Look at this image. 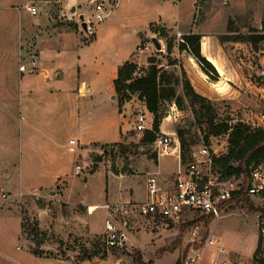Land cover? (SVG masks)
<instances>
[{
    "label": "rangeland",
    "instance_id": "obj_1",
    "mask_svg": "<svg viewBox=\"0 0 264 264\" xmlns=\"http://www.w3.org/2000/svg\"><path fill=\"white\" fill-rule=\"evenodd\" d=\"M0 1L5 6L4 9L13 14V26L17 27L18 8L26 0ZM100 1L87 0L79 6L86 5L90 27L95 29V26L103 22L117 25L127 21L125 9L128 0H121L119 9L106 2L105 14L110 10L113 15L99 22L96 19V4ZM64 2L66 1L34 0L33 3L39 8V14L50 13L59 18ZM154 4L158 13L168 15L169 24L175 32L185 29L192 22V0H183L181 3L178 0H155ZM196 6L195 24L198 28L204 27L209 31L226 33L231 18L244 32L246 25L261 27L264 20V0H197ZM21 12L26 13L25 10ZM79 16L76 18L81 24ZM26 17L29 20L33 18L29 13H26ZM8 24L9 22L7 26ZM82 30L87 36V32ZM174 34L170 32L169 37L164 38L165 56L169 39H176ZM128 37L126 36L125 45L122 43L118 52L104 62L128 57V47L133 45L132 38ZM92 39L94 34H90L86 41ZM219 40L215 37L212 45L220 49ZM225 46L228 53L220 50L219 62H239L243 71L251 74L252 83L236 86L239 95L236 103L232 104L229 100L216 103L219 120H231L233 123L242 120L264 126V120L261 119V114L264 113V79L261 76L264 74V52L262 55L255 53L245 44L228 43ZM155 54L156 51L152 48L146 55H134V59L141 66H146L148 58ZM171 58L178 59L176 48ZM93 62L98 60L94 59ZM164 63L168 64L167 57L164 58ZM166 67L176 72L180 69V66ZM12 69L7 62H0V264H40V259L35 260L32 251L36 245L28 236L33 228L45 234L41 248L45 254L69 258L75 264L85 260L87 254H93L92 258L101 257L106 253L101 249L99 256L95 251L98 250L97 245L100 246L105 232V219L109 216L101 206L121 199L146 201L147 178L150 173L159 171L162 180L171 185L176 180L177 154L173 152V148L164 152L155 144L140 145L142 133L135 130L137 115L145 112L151 128L153 116L145 107V102L136 95L120 108L118 98L113 99V95L105 90L110 78L105 70L93 80L92 84L96 87L93 95L85 96L80 102L76 101L80 115H76L74 101L67 100L68 94L59 92L56 102H59L60 109L51 115V122L46 124L42 120L46 119L45 113L40 112L37 99H32L33 115L29 116V123L27 122L28 114L24 112L27 98L23 79L12 72ZM10 109L13 110L14 121L6 123L5 120L9 117L6 111ZM163 109L167 116L162 128L170 134L161 133L160 137L172 136L175 148L179 146L177 126L188 128L196 121L190 108L181 110L175 103H167ZM121 112L125 132H122L118 143L93 144L89 148L84 146L86 134L97 135L105 130L106 139H118L122 124ZM47 121L50 120L47 118ZM194 130H197L200 137L199 144L206 142L217 156L228 151V135H211L207 140L206 125L194 126ZM72 138L76 144L69 142ZM77 165L83 167L79 174H76ZM257 167L264 171V163ZM248 197V203L230 202L220 218H202L205 225L202 236L208 229L215 228V236L227 247L228 259L233 264H255L260 238L262 246L258 258L264 259V196L248 194ZM88 204L97 206L89 208ZM134 224L131 223L132 226ZM193 226L189 217L175 223L147 218L130 228L128 243L139 248L137 250L142 253L145 261H153V264H176L178 260L184 261L191 251ZM179 242L176 248L164 254L161 251L163 248H173ZM133 248L120 253L119 256L124 258L123 264H137ZM210 258L211 251L208 250L206 261Z\"/></svg>",
    "mask_w": 264,
    "mask_h": 264
},
{
    "label": "crops",
    "instance_id": "obj_2",
    "mask_svg": "<svg viewBox=\"0 0 264 264\" xmlns=\"http://www.w3.org/2000/svg\"><path fill=\"white\" fill-rule=\"evenodd\" d=\"M27 1L34 2V0H26V2ZM84 1L87 0H69L62 3V10L60 11L59 18H55L50 13L34 16L29 11L25 10L26 13H29L33 17L29 20L26 17V13L19 11V16H17V27L15 28L13 26V14L7 12L6 9H4L5 6L1 5L0 1V11L2 10L0 12V62H7L8 66L13 68L12 72L17 73L18 76L23 79L25 97L27 98V107L24 112L28 114V117H26L28 123L29 116L33 115L31 113L34 107V101H32V99L38 100L40 112H43V114L45 113L44 115L46 117V119L44 118L42 120L46 124H49L51 122V115H53L56 110L60 109L59 102H56L59 92L67 93V100H73V105L74 103L76 104V101L80 102L85 96L89 97L96 91V87L92 83L96 78L95 76H98V73L101 74L102 70H105L110 77L108 82L109 86L107 89H104L109 91V94L113 95V99L117 100L116 95L114 97V93L112 92L114 69L121 66L127 60L134 59L137 47L147 37L155 36L158 38L162 42V51H164L165 37L161 36L160 31L156 29L160 30L165 28L169 34L170 32L176 34V32L179 31L184 34L195 33L202 36V53L217 68L220 75L218 81L210 79V77L203 72L195 58L186 52H181L178 47L175 48L177 49L178 59H181L179 63L185 68L196 91L215 102V104L225 100H229L232 104L236 103L237 96H239L236 86L240 87V84L246 85L252 83L251 74H248L246 70L243 71L239 62H233L232 59V62H219L218 57L221 54L220 50L227 53L228 51L226 50V46L222 45L221 42L219 43L220 49L212 44L215 37L219 39V35L223 33L209 31L204 27L198 28L199 26L195 24L197 0H192L194 7L192 22L185 29H178L176 32L173 31L169 24L168 15L156 11L157 8L154 4L155 0H128L125 9L127 17L126 22L117 25L103 22L93 29L87 21L86 5L79 8L80 4ZM178 1L181 3L183 0ZM106 2L115 8L121 5V0H101L96 6L98 4H103V9L105 11L107 6ZM132 4L136 5L132 6ZM81 14H84L85 20L88 23L89 32H87V36L84 35L82 25L76 18ZM106 14L108 17L112 16L113 11L109 10ZM7 22H9L8 26ZM124 28L127 30L126 34ZM90 34H94V39L86 41ZM126 36L132 38L133 41V45L130 48L128 47V57H122V59H117L114 62H104V60L110 58L109 56L118 52V47H121L122 43L125 45ZM215 49L216 52L214 51ZM33 57L39 60L42 72L37 75H22L19 72L20 63L29 61ZM94 59L98 60V62H93ZM100 92L103 93L102 89H100ZM77 106L78 104H76V110L74 108L75 105L73 108L77 111L76 115H80ZM6 115L9 117L5 122L13 123V110H7ZM120 115L122 117V124L118 139H106L107 132L105 130L97 135L86 134L84 146L89 148L93 144L102 145L118 143L122 138V132H125L122 112ZM47 118L50 120L49 122ZM162 125L161 133L170 134L163 130ZM72 140L75 139L72 138L69 142L71 143ZM172 148L174 149L173 152H176L178 159V167L175 172V174H177L182 166L180 145ZM156 173L160 176L159 171ZM163 173H166V171H163ZM162 181L164 182V180ZM164 183L167 185L166 182ZM121 201L131 200L121 199ZM92 204H88L89 208L94 205L97 206V204ZM108 217L109 216H106L105 221ZM146 219L145 217H136L132 219V223L134 222V227H136V224ZM133 246V244L130 245L132 248ZM133 249L136 250L139 248L134 246ZM120 253L121 252H115L110 255L104 254L101 257L82 260L78 264H123L124 258L123 256H119ZM143 253L146 255V252L143 251ZM34 257H36L35 260H37V258L40 259V264H75L74 261L69 258H60L48 254H44L40 257L35 255Z\"/></svg>",
    "mask_w": 264,
    "mask_h": 264
},
{
    "label": "trees",
    "instance_id": "obj_3",
    "mask_svg": "<svg viewBox=\"0 0 264 264\" xmlns=\"http://www.w3.org/2000/svg\"><path fill=\"white\" fill-rule=\"evenodd\" d=\"M245 28L244 32L242 27L231 18L226 33L219 35L222 45L245 44L250 50L262 55L264 52V20L261 27L248 24ZM156 30L160 31L161 36L169 37L165 28ZM201 40L202 36L195 33L185 34L184 41L180 43L171 37L168 41L166 56L163 51H157L155 55L148 58L146 66H141L135 59L127 60L113 71L112 92L117 96L120 108L136 95L145 102L147 110L152 114V128L145 130L140 136L142 146L154 145L160 138L161 125L167 116L163 109L165 104L175 103L181 110L191 109L196 122L191 123L188 128L183 126L176 128L182 165L188 164L193 147L200 143V137L197 130H194V126L206 125L208 134L205 138L207 140L211 135H228V151L221 156H216L215 167L223 177H236L241 181V190L227 204L232 201L248 203L247 190L251 186L252 173L258 165L264 163V126L253 125L242 120L234 123L231 120H219V109L215 102L198 93L185 68L180 65L179 59L171 58L177 46L181 52H186L195 58L210 79L218 81L219 72L215 65L203 55ZM164 56L168 58V64L164 63ZM166 65L180 66L179 72L170 70ZM101 158L100 156L99 159ZM260 194L264 196V190ZM28 236L36 245V248L32 250L33 254L38 257L43 256L45 252L41 248L45 234L33 228L28 232ZM180 242L176 243L173 248H163L161 251L164 254L176 248ZM261 246L262 238L258 242L255 264H264V259L258 258ZM97 249L95 254L99 255L101 249L98 245ZM87 255L86 259H90L93 254ZM133 255L137 264H153V261H145L142 253L137 249ZM176 264H183V261L178 260Z\"/></svg>",
    "mask_w": 264,
    "mask_h": 264
},
{
    "label": "built area",
    "instance_id": "obj_4",
    "mask_svg": "<svg viewBox=\"0 0 264 264\" xmlns=\"http://www.w3.org/2000/svg\"><path fill=\"white\" fill-rule=\"evenodd\" d=\"M69 1V0H65ZM96 19L103 21L107 17L103 4L96 6ZM27 10L32 15L39 14V8L31 1L25 2L18 11ZM185 34L177 32V43L184 41ZM152 37L145 38L136 49L137 55H146L154 48L157 50ZM161 42V41H160ZM162 44V42H161ZM22 75H37L42 72L39 60L36 57L23 61L19 65ZM264 120V113L261 114ZM151 129L147 123L145 112L137 115L135 130L143 133ZM173 138L170 135L160 137L155 145L160 150L168 152L173 147ZM72 144L76 141L72 140ZM217 154L206 142L195 146L191 152V159L187 165H182L176 174L173 184H165L158 173H150L147 178L148 197L146 201H117L106 202L101 207L109 215L106 220L105 232L99 243L100 249L110 255L115 252L130 251L129 233L132 219L145 217L159 219L170 223L179 222L189 217L193 223L191 233V251L186 255L183 264H233L228 259L227 247L215 236V228L206 231L202 236L205 225L202 218H220L227 204L241 190L240 180L236 177L225 178L215 167ZM83 167L77 165L76 174ZM249 195L260 194L264 190V171L256 168L252 173ZM264 231V229H263ZM211 251V258L206 261V252ZM119 264V263H118Z\"/></svg>",
    "mask_w": 264,
    "mask_h": 264
},
{
    "label": "water",
    "instance_id": "obj_5",
    "mask_svg": "<svg viewBox=\"0 0 264 264\" xmlns=\"http://www.w3.org/2000/svg\"><path fill=\"white\" fill-rule=\"evenodd\" d=\"M80 21H81V25H82V28L86 31V32H89V27H88V23L87 21L85 20V16L84 14H81L80 15ZM153 42L157 48V50H162V44L160 42V40L158 38H153ZM264 79V74L261 75ZM115 97V95H114Z\"/></svg>",
    "mask_w": 264,
    "mask_h": 264
}]
</instances>
